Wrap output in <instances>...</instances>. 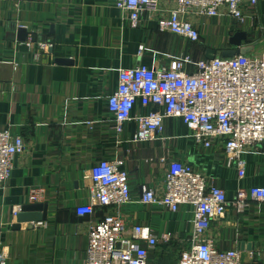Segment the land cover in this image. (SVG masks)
I'll return each instance as SVG.
<instances>
[{
  "label": "crops",
  "instance_id": "1",
  "mask_svg": "<svg viewBox=\"0 0 264 264\" xmlns=\"http://www.w3.org/2000/svg\"><path fill=\"white\" fill-rule=\"evenodd\" d=\"M113 3L0 0V131L22 137L25 145L24 153L14 158L10 179L0 188V254H6L7 264H83L87 225L115 213L129 227L169 234L172 245L184 244L192 230L190 206L171 213L140 202L142 187L163 192L166 163L161 159L192 166L222 189L229 202L239 188L264 187L262 144L243 155L246 170L239 179L234 168L225 166L221 148L196 146L191 128L180 119L165 120L155 140L146 143L131 142L135 121L126 122L120 134L115 132L107 101L117 89L119 72L139 65L163 68L169 58L189 53V43L160 32L154 23L132 28L128 14ZM21 28L26 31L23 40ZM199 32L200 44L194 45L199 48H193L199 54H192L197 59L207 50L219 56L229 49L228 39L235 32H246L244 45L255 46V40L264 39V0L245 9L241 25L212 19ZM28 34L52 48L37 59L23 44ZM249 38L255 42L248 43ZM55 60L71 63L59 65ZM150 109L137 104L132 114L144 116ZM102 160L119 161L128 172L130 204L116 209L90 202L89 171ZM35 187L45 191L41 204L47 207L46 220L32 227L22 222L15 229L12 210L34 205L27 196ZM86 206H92V212L78 216ZM205 237L220 250H236L243 264H264V204L250 200L249 208L240 213L228 207L223 217L211 221ZM162 251L159 247L151 255L153 263L163 264L157 262L164 259Z\"/></svg>",
  "mask_w": 264,
  "mask_h": 264
},
{
  "label": "built area",
  "instance_id": "2",
  "mask_svg": "<svg viewBox=\"0 0 264 264\" xmlns=\"http://www.w3.org/2000/svg\"><path fill=\"white\" fill-rule=\"evenodd\" d=\"M258 0H114L116 9L128 14L132 28L144 22L154 23L160 32H168L190 44L199 43V29L212 19L241 25L247 7ZM40 58L52 48L50 43H36L28 34L23 43ZM151 108L144 116L132 114L136 105ZM108 112L115 119L114 130L120 134L126 122L135 121L137 130L132 143L155 140L167 119H180L191 128L196 146L221 148L227 168H234L239 179L245 176L243 155L264 142V54L253 49L244 55L211 60L195 58L190 52L169 58L167 66L151 69L139 65L121 70L117 89L107 101ZM25 151L24 140L0 131V188L10 179L14 158ZM163 192L142 187L140 202L176 213L180 206L192 208L193 221L189 239L175 264H243L236 250H220L205 237L212 220L223 217L232 206L245 211L250 200L264 204V187L239 188L229 202L225 192L192 166L177 159L166 161ZM119 161H99L89 171L92 182L90 202L103 208L119 209L131 203L128 172ZM29 204L45 201V191L29 190ZM22 206L12 210L14 218ZM92 206L78 210L82 217ZM41 225V223H38ZM87 247L83 264H155L151 255L159 247L172 245L169 234L157 236L153 230L129 227L118 214H109L86 228ZM178 246V247H179ZM0 254V264H7Z\"/></svg>",
  "mask_w": 264,
  "mask_h": 264
},
{
  "label": "water",
  "instance_id": "3",
  "mask_svg": "<svg viewBox=\"0 0 264 264\" xmlns=\"http://www.w3.org/2000/svg\"><path fill=\"white\" fill-rule=\"evenodd\" d=\"M19 34L21 40L25 39L26 31L21 28L19 30ZM247 41V34L246 32H235L233 33L228 39L229 49L224 50L220 53L221 58H232L235 55H244L248 54L252 51L253 46H245ZM215 56V53L211 50H207L204 54V58L207 60H211ZM56 64L59 65H67L71 63L68 60H55ZM264 147V142L262 143ZM46 209L47 207L42 204H35V205H27L23 206L21 209V213L17 215V225L15 229H19V224L22 222H28L31 227L34 223H41L42 221L46 220ZM36 212H40L42 214H37ZM26 213H31L27 215Z\"/></svg>",
  "mask_w": 264,
  "mask_h": 264
},
{
  "label": "rangeland",
  "instance_id": "4",
  "mask_svg": "<svg viewBox=\"0 0 264 264\" xmlns=\"http://www.w3.org/2000/svg\"><path fill=\"white\" fill-rule=\"evenodd\" d=\"M210 25V22H207L206 25H204V28L209 26ZM215 25V24H214ZM255 40V38H253ZM256 41V42H255ZM255 41H251L250 39H248V43H254L255 42V46H254V51L256 54H264V39L261 40L258 39V40H255ZM191 45V46H190ZM188 44V50L191 54H194L196 55L199 54V51L198 50H194L193 48H199V47H196L194 46L195 44ZM199 45V44H197ZM263 49V50H262ZM198 57H200L199 55H197ZM182 247H185V246H174V245H170L168 247H161L160 249L162 250L163 249V256H164V264H174L176 262V259L179 255V251L181 250ZM163 258V257H162Z\"/></svg>",
  "mask_w": 264,
  "mask_h": 264
},
{
  "label": "trees",
  "instance_id": "5",
  "mask_svg": "<svg viewBox=\"0 0 264 264\" xmlns=\"http://www.w3.org/2000/svg\"><path fill=\"white\" fill-rule=\"evenodd\" d=\"M251 41H253L254 39L253 38H249ZM190 44V43H189ZM197 44H200V41H199V43H195V45H197ZM195 57V56H194ZM196 58V57H195ZM175 246V245H174ZM158 260H159V262H162L163 264H164V261H163V259L162 258H159V259H157V262H158ZM175 264V263H174Z\"/></svg>",
  "mask_w": 264,
  "mask_h": 264
}]
</instances>
